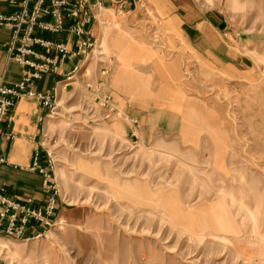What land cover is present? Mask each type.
Here are the masks:
<instances>
[{
    "label": "rangeland",
    "instance_id": "374dc122",
    "mask_svg": "<svg viewBox=\"0 0 264 264\" xmlns=\"http://www.w3.org/2000/svg\"><path fill=\"white\" fill-rule=\"evenodd\" d=\"M172 1L220 13L242 72L198 58L150 10L140 25L104 13L89 75L45 120L64 227L0 240L1 264H264V0ZM131 105L170 111L172 133L132 137Z\"/></svg>",
    "mask_w": 264,
    "mask_h": 264
},
{
    "label": "built area",
    "instance_id": "2783aa9c",
    "mask_svg": "<svg viewBox=\"0 0 264 264\" xmlns=\"http://www.w3.org/2000/svg\"><path fill=\"white\" fill-rule=\"evenodd\" d=\"M17 8L8 16L0 15V28L10 31V41L5 45L9 59L25 68L20 82L11 86H0V138L3 127L11 121V114L20 98H37L48 112L57 106L54 96L37 93L33 87L43 75L53 73L56 68L75 57H82L84 65L74 66L65 75L66 84H75V78L89 75L84 68L87 56L96 49L98 36H94L93 23L99 27L112 25L102 16L101 0H6ZM119 17L127 14L124 8L116 10ZM118 24L113 25L117 30ZM68 32L75 36L74 50L51 38ZM110 66V65H109ZM108 67L101 75L108 74ZM137 124L136 120L132 121ZM41 136L40 149L33 157L30 172H36L44 180V199L36 203L33 199L16 201L0 186V240L29 242L43 238L52 228L62 229L64 221L59 217L58 190L54 182V159L44 146ZM43 154L44 162L40 156ZM6 160L0 155V166ZM1 264V263H0Z\"/></svg>",
    "mask_w": 264,
    "mask_h": 264
},
{
    "label": "crops",
    "instance_id": "0c3cea01",
    "mask_svg": "<svg viewBox=\"0 0 264 264\" xmlns=\"http://www.w3.org/2000/svg\"><path fill=\"white\" fill-rule=\"evenodd\" d=\"M102 16L110 11L124 8L125 25H140L150 10L155 19L164 24L169 30L189 48L198 58L213 64L214 68L242 72L237 58L233 57L222 37L225 25L219 12H205L192 7L184 1L172 0H101ZM17 8L8 5L6 0H0V15L8 16ZM94 36L100 33V27L93 23ZM10 31L0 28V86H11L20 82L25 68L9 59L5 45L10 41ZM55 42L63 43L69 50H74L75 36L64 32L51 38ZM77 65H84L82 57L72 58L56 68L53 73L43 75L33 87L37 93L49 94L57 100L64 91L75 84H66L65 75ZM60 85V86H59ZM134 108V107H133ZM130 118L139 120V126L127 125V132L132 137L146 136L147 132L171 134L173 130L170 111H158L148 115L132 109L125 110ZM47 110L37 98H20L17 100L11 114V121L2 129L0 138V155L6 163L0 166V186L4 187L11 198L16 201L33 199L36 203L44 199V180L36 172H30L35 152L40 149L41 136L45 131ZM157 117H160L159 120ZM160 122V126H159ZM171 122V123H169ZM41 153L40 161L44 162Z\"/></svg>",
    "mask_w": 264,
    "mask_h": 264
},
{
    "label": "bare ground",
    "instance_id": "6f19581e",
    "mask_svg": "<svg viewBox=\"0 0 264 264\" xmlns=\"http://www.w3.org/2000/svg\"><path fill=\"white\" fill-rule=\"evenodd\" d=\"M0 248H1V250H5L7 247L5 245H0Z\"/></svg>",
    "mask_w": 264,
    "mask_h": 264
}]
</instances>
